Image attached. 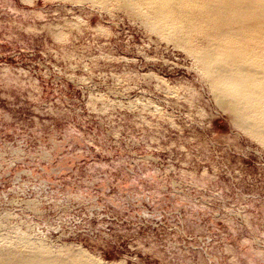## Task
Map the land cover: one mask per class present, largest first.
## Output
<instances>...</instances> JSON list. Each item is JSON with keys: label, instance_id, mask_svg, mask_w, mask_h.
Segmentation results:
<instances>
[{"label": "rangeland", "instance_id": "rangeland-1", "mask_svg": "<svg viewBox=\"0 0 264 264\" xmlns=\"http://www.w3.org/2000/svg\"><path fill=\"white\" fill-rule=\"evenodd\" d=\"M178 45L114 2L0 0V247L264 264V145Z\"/></svg>", "mask_w": 264, "mask_h": 264}, {"label": "bare ground", "instance_id": "bare-ground-1", "mask_svg": "<svg viewBox=\"0 0 264 264\" xmlns=\"http://www.w3.org/2000/svg\"><path fill=\"white\" fill-rule=\"evenodd\" d=\"M90 1L114 2L150 31L175 39L236 125L264 145V0ZM24 246L0 247V264H105L81 251L64 256L28 242Z\"/></svg>", "mask_w": 264, "mask_h": 264}]
</instances>
